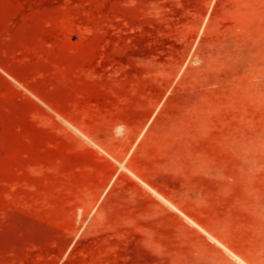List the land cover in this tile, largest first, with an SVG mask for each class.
I'll return each instance as SVG.
<instances>
[{
  "label": "rangeland",
  "instance_id": "1",
  "mask_svg": "<svg viewBox=\"0 0 264 264\" xmlns=\"http://www.w3.org/2000/svg\"><path fill=\"white\" fill-rule=\"evenodd\" d=\"M77 97L127 101L202 191L173 204L127 164L125 191L53 227L61 182L30 138ZM233 252L264 264V0H0V264H243Z\"/></svg>",
  "mask_w": 264,
  "mask_h": 264
},
{
  "label": "crops",
  "instance_id": "2",
  "mask_svg": "<svg viewBox=\"0 0 264 264\" xmlns=\"http://www.w3.org/2000/svg\"><path fill=\"white\" fill-rule=\"evenodd\" d=\"M127 113V101L123 99L77 97L60 104L59 119L35 126L37 134L30 138L33 145L28 157L36 165L54 167L51 179L61 182L55 194L59 201L50 211L53 227L65 228L80 207L85 211L100 197L125 191L127 173L121 166L127 168V164L137 176V182H133L141 189L146 186L171 197L173 204H187L197 189L202 191L203 184L197 183L194 171L190 173L188 166L180 165L179 152L173 145H163L153 128L139 135ZM128 127L131 131L127 133Z\"/></svg>",
  "mask_w": 264,
  "mask_h": 264
},
{
  "label": "bare ground",
  "instance_id": "3",
  "mask_svg": "<svg viewBox=\"0 0 264 264\" xmlns=\"http://www.w3.org/2000/svg\"><path fill=\"white\" fill-rule=\"evenodd\" d=\"M90 140H91V138H89ZM93 142H94V140H93ZM95 145L97 144L96 142L94 143ZM99 145V144H98ZM99 147H101V145H99ZM103 147H101V149H102ZM104 149V148H103ZM102 149V150H103ZM104 151H106V150H104ZM233 255L240 261V262H242L243 264H249V263H247L244 259H242L240 256H238L237 254H235L234 252H233Z\"/></svg>",
  "mask_w": 264,
  "mask_h": 264
}]
</instances>
